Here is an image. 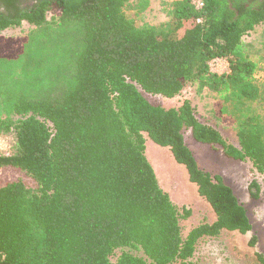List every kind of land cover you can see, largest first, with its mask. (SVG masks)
Segmentation results:
<instances>
[{"label": "trees", "instance_id": "trees-1", "mask_svg": "<svg viewBox=\"0 0 264 264\" xmlns=\"http://www.w3.org/2000/svg\"><path fill=\"white\" fill-rule=\"evenodd\" d=\"M163 2L168 20L150 24L138 23L149 0H0V33L30 25L23 37L0 36V133L15 138L0 168L36 184L0 186V264H186L204 237L252 229L186 135L264 172V81L255 78L264 30L259 46L244 41L264 23V0ZM215 58L228 71H212ZM187 84L218 99L214 115L236 144L188 99L165 107L143 95L173 98ZM146 139L183 166L211 221L183 234L191 211L159 185Z\"/></svg>", "mask_w": 264, "mask_h": 264}, {"label": "rangeland", "instance_id": "rangeland-1", "mask_svg": "<svg viewBox=\"0 0 264 264\" xmlns=\"http://www.w3.org/2000/svg\"><path fill=\"white\" fill-rule=\"evenodd\" d=\"M166 7L163 0H149L138 23L158 24L167 21ZM126 15L131 16V11H127ZM29 29L30 25L22 22L17 27L6 28L0 36L5 39L23 37ZM263 30L264 23L246 35L244 41L249 46H259ZM209 65L211 70L217 73L228 71V61L225 58H215ZM255 78L259 83L264 81V68L256 72ZM143 95L151 103L165 107L176 106L183 99H188L195 107L201 121L215 127L229 142L237 143L235 130L231 124L217 119L214 115V112L218 111V99L214 95L207 92L199 93L195 86L190 84L173 98L145 92ZM186 141L193 150L198 165L211 173L222 175L225 182L231 186L239 201L246 207L252 225V229L245 234L222 231L215 237H204L198 242L193 256L186 264H264L260 258H264V172H258L248 160L227 158L220 150L195 142L188 134ZM14 144L15 138L12 132L0 133V154L12 153ZM145 155L155 171L159 185L168 192L171 200L177 207L184 206L191 211L188 218L180 220L183 234L190 227L213 219L211 208L197 194L195 185L187 179L185 169L175 162L166 147H159L146 139ZM14 180H20L30 188L36 186L34 181L21 170L12 167L0 168V186ZM252 181L257 184L256 195L251 193Z\"/></svg>", "mask_w": 264, "mask_h": 264}, {"label": "built area", "instance_id": "built-area-1", "mask_svg": "<svg viewBox=\"0 0 264 264\" xmlns=\"http://www.w3.org/2000/svg\"><path fill=\"white\" fill-rule=\"evenodd\" d=\"M192 1L195 3V5H196L197 7H199V6L202 5L201 0H192Z\"/></svg>", "mask_w": 264, "mask_h": 264}, {"label": "flooded vegetation", "instance_id": "flooded-vegetation-1", "mask_svg": "<svg viewBox=\"0 0 264 264\" xmlns=\"http://www.w3.org/2000/svg\"><path fill=\"white\" fill-rule=\"evenodd\" d=\"M31 3V2H30Z\"/></svg>", "mask_w": 264, "mask_h": 264}]
</instances>
